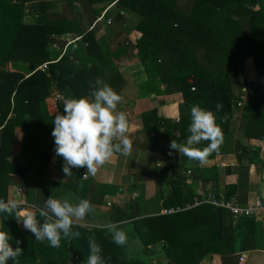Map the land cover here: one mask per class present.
Instances as JSON below:
<instances>
[{
    "label": "trees",
    "instance_id": "obj_1",
    "mask_svg": "<svg viewBox=\"0 0 264 264\" xmlns=\"http://www.w3.org/2000/svg\"><path fill=\"white\" fill-rule=\"evenodd\" d=\"M61 1L70 6L72 17L48 11L53 2L42 0L38 16L27 21L24 3L0 0V199L5 202L10 199L11 175L27 172L26 166L11 159L15 128L22 127L30 146L48 159L55 144L51 135L55 115L51 116L46 107L49 96L59 91L68 99L86 97L94 90L93 86L99 87L97 80L111 87H120L123 81L118 59L127 51L126 47L122 45L112 50L110 42H101L97 37L99 24L95 23L92 28L86 26L75 1L91 7L92 20L102 13L96 4L114 2L110 12H116L117 19L122 20V31L130 29L128 20L134 18V29L141 32L135 49L149 82L159 79L165 85L164 91H159L161 95H180L177 123L158 114V106L165 104L164 101L142 114L150 147L162 154H180L170 149V143L172 140L186 143L190 135L191 108L196 105L215 112L223 134L230 132L238 103L234 85L246 83L244 66L250 56L255 59L260 80H264V6L260 0H193L189 8L180 6L179 0ZM240 6L253 10L246 16H237ZM78 34L83 36L82 40L72 43L59 61L50 63L46 71L37 70L40 64L56 58L59 52L53 44L57 41L63 46L62 35ZM217 103L221 104L219 111ZM257 104L254 100L246 107L250 117L245 119L243 128L249 135V128L262 127L260 136L264 137V122ZM58 113L64 114V104L59 105ZM207 144L204 141L196 147L202 149ZM215 154L212 152L208 158ZM181 160L195 162L183 154ZM176 168L185 173L191 169L186 165ZM193 169L195 176L205 182L217 179L216 167ZM210 171L213 174H209ZM183 181L186 176L179 172L164 200L166 207L192 202V197L188 198L191 190L185 189ZM226 188L225 195L232 197L238 186L230 184ZM21 208L20 205L19 212ZM223 211L203 204L174 214L145 217L143 221L148 223V231L142 242L145 246L162 243L164 256L173 264H199L207 254L223 252L219 229H212L209 223L211 217L221 219ZM37 219H42L38 212ZM0 230L10 233L13 247L17 246V240L21 241L19 246L23 249L15 262L10 259L7 264L86 262L90 254V236L101 246L106 264H114L115 260L118 264H140L129 259L125 245L117 246L123 256L113 260L107 258L105 242L112 240V234L104 229L88 230L75 225L73 231H79L81 236L76 239L62 237L59 248L36 240L30 231L18 224L15 215L8 217L0 213Z\"/></svg>",
    "mask_w": 264,
    "mask_h": 264
},
{
    "label": "crops",
    "instance_id": "obj_2",
    "mask_svg": "<svg viewBox=\"0 0 264 264\" xmlns=\"http://www.w3.org/2000/svg\"><path fill=\"white\" fill-rule=\"evenodd\" d=\"M7 1L24 3L26 20L33 21L40 12L42 0ZM47 1L53 2L48 11L68 17L74 15L64 1ZM192 2L193 0L178 1L180 6L186 8H189ZM260 2L264 6V0ZM74 5L82 11L86 26L92 28L95 23L99 24L97 37L101 42H110L112 50L122 45L127 49L118 59L123 81L120 87L113 85L112 88L122 97V103L118 105L117 110L124 112L127 117L126 135L132 141V151L127 156L115 153L108 162L98 167L95 175L84 176L87 170L85 167L73 168V174L66 176L62 170L63 158L55 155V144L51 156L44 159L39 150L30 146L24 129L16 127L11 159L27 167L26 174L18 177L14 176L15 173L11 175V191L8 193L9 200L27 204L25 210L22 211V208L20 210L21 222L18 224H22L23 217L28 211H36L32 206L44 205L50 196L54 199L70 197L73 203L79 199H88L94 206L95 214L79 221L77 226L110 232L106 225L109 222L117 223L127 233L128 241L124 250L129 259H134L140 264H173L164 256L162 243L149 246L143 244V236L148 231V223L143 219L157 214L168 215L162 214L161 210L168 208L164 205V200L171 192V182L178 177L179 172L186 176V181L182 183L186 190L190 188L188 198L192 197V201L212 191L226 194L227 185L235 184L238 186L235 197L240 203L246 204L258 198L264 202V137L260 136L263 130L262 127L259 129L251 127L248 135L243 128L245 119L250 117L246 107L254 100L258 103L257 107L262 113L261 120L264 122V80H260L255 59L250 56L244 66L246 83L234 85L238 103L232 118L231 130L224 134V141L215 151L214 157L207 158L205 163L196 161L185 163L181 160V154L177 156L162 154L150 147V136L145 131L142 114L158 102L164 101L165 104H157L158 114L170 119L171 123H177V120H180V95H161L159 91H164L165 85L160 83L159 79L149 82L135 49L141 32L134 29V18L127 19L130 22V29L122 31V20L117 19L116 12L102 11L92 20L93 14L89 5L83 6L82 1H75ZM239 8L236 10L237 16H246L253 10L249 6ZM101 16L102 19L98 20ZM108 18L112 19L111 23L107 22ZM10 67H13L11 62ZM52 94L46 100V107L48 113L54 116L58 109L52 106ZM240 102L242 105H239ZM39 132L46 134L42 130ZM183 165L189 166L191 173L178 171L176 167ZM197 166L205 169L216 167L217 179L205 182L196 177V170L193 168ZM192 173L194 175L190 177ZM209 174L213 172L210 171ZM18 185L24 187V192L19 195L16 193ZM221 219L211 217L209 223L212 229L216 227L219 229V234L223 238V252L209 253L199 264H239L242 255L245 257L244 264H264V207L256 216L243 218L238 222L233 220L229 211L224 210ZM102 241L103 239L100 240ZM105 243L107 258L113 260L123 256L121 249L111 239ZM154 245L156 249H153ZM118 262L115 260L113 263ZM80 263L86 264L83 261Z\"/></svg>",
    "mask_w": 264,
    "mask_h": 264
},
{
    "label": "clouds",
    "instance_id": "obj_3",
    "mask_svg": "<svg viewBox=\"0 0 264 264\" xmlns=\"http://www.w3.org/2000/svg\"><path fill=\"white\" fill-rule=\"evenodd\" d=\"M89 96L68 99L64 103V114L56 113L54 129L55 155L63 158L62 170L66 176H71L73 168H85L84 176L95 175L98 167L103 166L115 153L129 155L132 151V141L128 138V120L124 112L118 111L122 97L110 85L97 80ZM221 104H216L219 111ZM190 135L186 143L178 144L172 140L170 149L176 150L192 161L205 163L212 152L217 151L224 141V134L217 124L216 113L198 105L191 108ZM118 141V142H116ZM207 141V147L196 145ZM171 154V153H170ZM20 202L0 199V213L16 217L18 222L21 213L18 211ZM37 212L39 217L37 219ZM95 214V209L88 199L71 202L70 197L46 199L43 207L37 211H28L22 220L23 227L30 231L40 242L47 241L53 248L61 246L63 238L76 239L81 236L79 231H73L75 225L86 217ZM41 221H43L41 223ZM112 234V241L117 246H124L127 233L119 224L109 222L106 225ZM13 237L8 231L0 230V264L14 262L23 254L16 241L12 246ZM89 256L86 264H106L102 256V248L94 236L88 238Z\"/></svg>",
    "mask_w": 264,
    "mask_h": 264
},
{
    "label": "built area",
    "instance_id": "obj_4",
    "mask_svg": "<svg viewBox=\"0 0 264 264\" xmlns=\"http://www.w3.org/2000/svg\"><path fill=\"white\" fill-rule=\"evenodd\" d=\"M102 19V16L98 18V20ZM108 23L112 22L111 18L107 19ZM82 35H67L66 38L62 39L65 41V44L61 46L57 41L53 44V48L58 51V55L56 58L46 61L42 63L39 66V69L46 71L49 67V64L52 62L59 61L68 51L69 46L82 39ZM52 106L54 109H59L60 104H64L68 98L64 96L61 92L57 91L52 94ZM239 105H242V102L239 103ZM179 121V119L177 120ZM188 173H191V170H188ZM15 177H18V174H14ZM24 192V187L22 185H18L16 187V193L19 195ZM22 205V211L25 210L27 207V204L25 202H21ZM203 204H211L213 206H216L218 208H222L224 210L229 211L230 215L232 216L233 220L235 222L240 221L243 218H250L254 217L258 214L259 210L264 207V202L262 199L258 198L255 201H250L246 204H242L238 201V199L235 196L227 197L225 194L222 193H216L214 191L206 194L205 196L201 198H194L192 202L187 203L186 205H179L176 207H170V208H163L161 210L162 214H173L176 212L183 211L185 209L194 208ZM33 209L37 211L40 206H32ZM245 257L242 255L239 260V264H244ZM76 264H83L80 262H77Z\"/></svg>",
    "mask_w": 264,
    "mask_h": 264
},
{
    "label": "rangeland",
    "instance_id": "obj_5",
    "mask_svg": "<svg viewBox=\"0 0 264 264\" xmlns=\"http://www.w3.org/2000/svg\"><path fill=\"white\" fill-rule=\"evenodd\" d=\"M113 5H114V2L113 3H109V2H101V3H98V4H96V6L97 7H99L104 13H106V12H108V11H110L109 9L110 8H112L113 7ZM80 35V34H79ZM66 36L67 35H62L61 37L64 39V38H66ZM83 38V37H82ZM82 40V39H81ZM41 65V64H40ZM39 65V66H40ZM39 66L37 67V70H41V69H39ZM136 73L138 72V71H135Z\"/></svg>",
    "mask_w": 264,
    "mask_h": 264
},
{
    "label": "water",
    "instance_id": "obj_6",
    "mask_svg": "<svg viewBox=\"0 0 264 264\" xmlns=\"http://www.w3.org/2000/svg\"><path fill=\"white\" fill-rule=\"evenodd\" d=\"M153 249H156V246L155 245L153 246Z\"/></svg>",
    "mask_w": 264,
    "mask_h": 264
}]
</instances>
